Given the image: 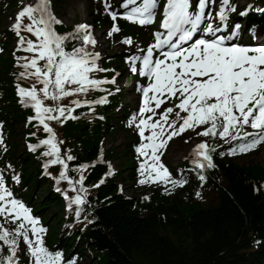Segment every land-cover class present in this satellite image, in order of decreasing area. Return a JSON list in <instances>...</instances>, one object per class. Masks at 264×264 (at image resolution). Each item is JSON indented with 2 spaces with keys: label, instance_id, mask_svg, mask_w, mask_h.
<instances>
[{
  "label": "snow or ice",
  "instance_id": "6c2138e0",
  "mask_svg": "<svg viewBox=\"0 0 264 264\" xmlns=\"http://www.w3.org/2000/svg\"><path fill=\"white\" fill-rule=\"evenodd\" d=\"M121 7L122 13L111 10L105 0V10L114 22L120 16L131 23L148 26L155 21L159 0H122ZM250 9L251 5L240 11L241 19L229 24L231 14L237 12L233 0H196L195 6L194 0H166L160 25L163 31L154 33V43L138 50L142 54L127 58L130 71L148 81L146 85L138 86L142 105L138 116H133L130 122L141 137L136 151L145 158L140 165L141 175L145 178L140 184L160 182L175 188L187 183L183 177L171 176L161 162V155L168 141L189 129L205 126L198 135L218 137L229 144L235 142L228 149V155L244 154L264 143V32L259 34L260 43L251 42L257 39L256 25L246 27L243 23ZM25 17L29 21L26 25L23 23ZM15 20L12 30L19 37L16 50L32 54L17 57L18 66L24 69L20 76L34 77L43 86L41 89L24 88L17 83V95L22 105L34 110L35 115L29 121L36 120L49 134L40 141V145L47 146L43 155L49 157L44 168L61 165L57 183L68 180L74 185L67 176L68 164L61 156L59 144L62 142L57 140L48 121L76 119L75 108L64 107L59 101L86 95L90 90H103L101 86L115 84V78H94V73L107 69L99 66L100 54L90 50V46L94 48L97 43L92 26L82 23L76 25L73 32L59 34L55 25L62 21L52 12L51 0H37L34 5L24 6ZM22 31L35 36V41L25 40ZM119 31L121 29L114 23L107 36L111 38ZM242 35H247L250 42L241 43ZM70 42H75L71 48L68 47ZM121 43L131 45L133 40L126 37ZM21 60L25 62L20 64ZM45 100L52 101L55 106L46 105ZM169 101L174 107H167L158 119H154L156 110ZM106 102L107 97H101L94 103ZM72 103L76 108L83 106L79 100ZM92 103L84 101V104ZM175 109H179L175 112L176 119H170ZM146 113L152 115L146 116ZM181 113L185 115L181 116ZM146 132L149 134L145 135ZM3 144L0 130V145ZM37 147L30 144L29 150L35 151ZM191 152L194 169H199L198 179L204 182V171L216 167L212 154L215 147L201 142ZM66 159L71 161L74 157L69 154ZM108 174H113L111 165ZM84 179V176L80 177L79 192L86 193ZM13 180L19 183V176H13ZM64 195L69 211L73 204L77 206L76 217L79 219L82 206L87 202L85 197ZM46 233L40 219L14 196L0 174V264H19L17 253L21 251V243L26 246V264H76L73 259L65 261L61 251L46 247Z\"/></svg>",
  "mask_w": 264,
  "mask_h": 264
},
{
  "label": "trees",
  "instance_id": "16d2710c",
  "mask_svg": "<svg viewBox=\"0 0 264 264\" xmlns=\"http://www.w3.org/2000/svg\"><path fill=\"white\" fill-rule=\"evenodd\" d=\"M10 71L14 76L13 65L8 68ZM2 74L9 77L3 88L11 101L5 118L12 136L21 127L25 113L14 103L13 76L7 69ZM106 130L97 124L92 132L87 122L67 126L65 135L70 140L74 138L72 131H80L83 137L90 135L88 149L78 147L76 167L96 157ZM75 139L78 141V135ZM212 142L219 147V141ZM216 151V167L205 173L214 197L210 204L197 201L196 193L201 188L198 176L176 196L156 192L149 201L125 198L118 194L117 184L109 181L88 191L92 205L86 221L74 233L75 241L70 244L72 241L62 235L51 239L50 245L63 246L69 253L82 252L89 264H264V167H243L228 160L224 150ZM124 152L122 178L127 174V180L133 181L130 147ZM23 156L21 188L31 192L34 187L43 188L39 211L52 206L62 210L59 196L40 178L38 160L27 152ZM104 170L98 166L89 172L87 184L100 183Z\"/></svg>",
  "mask_w": 264,
  "mask_h": 264
},
{
  "label": "rangeland",
  "instance_id": "374dc122",
  "mask_svg": "<svg viewBox=\"0 0 264 264\" xmlns=\"http://www.w3.org/2000/svg\"><path fill=\"white\" fill-rule=\"evenodd\" d=\"M21 1V0H20ZM246 1V0H245ZM55 11L57 14L61 17V19L65 22L66 26H71L76 23L80 22H90L92 19L91 13H92V6L86 1V0H65V2L61 6L55 5ZM10 22L6 20L4 22L2 28L6 29L10 27ZM14 46V45H13ZM101 49V48H100ZM102 49L104 52L107 53L108 48L105 47ZM101 49V50H102ZM126 80L123 81L125 83ZM128 88V86H126ZM128 99V97H127ZM23 135H19L15 141L19 144V146L22 144ZM130 138L128 137V134L125 132H118V134L113 135L109 137L106 144L104 145V152L107 153L112 147H115L117 156L114 157L112 163L114 165L113 171H118L123 164H126L124 161L125 158V148L127 144L129 143ZM197 141H194L190 144L186 140H178L173 145L171 150L169 151L167 158L170 161L171 165L175 167L177 164L182 162L185 158L189 155V149L191 146ZM118 152V153H117ZM237 164L242 166H254V165H263L264 166V148H262L259 152H257L254 155L246 156L237 159ZM141 188L133 187L132 183H129L127 181L124 186V190L128 191L129 195L133 196H145L151 194L152 190H145L141 192ZM211 194L208 191L203 192L201 195V200L206 204L211 201ZM53 210L47 211L45 215H47L49 218L52 215ZM55 219H50V225L52 227L55 225ZM85 264V263H83Z\"/></svg>",
  "mask_w": 264,
  "mask_h": 264
},
{
  "label": "bare ground",
  "instance_id": "6f19581e",
  "mask_svg": "<svg viewBox=\"0 0 264 264\" xmlns=\"http://www.w3.org/2000/svg\"><path fill=\"white\" fill-rule=\"evenodd\" d=\"M14 191H15V195H16L17 193H20V192H22L24 190L22 188H20V187H15V190ZM29 196H30V198H35L36 197V194L34 192L31 195H29ZM38 200L40 201L39 197H38ZM23 202H24V200H23Z\"/></svg>",
  "mask_w": 264,
  "mask_h": 264
}]
</instances>
